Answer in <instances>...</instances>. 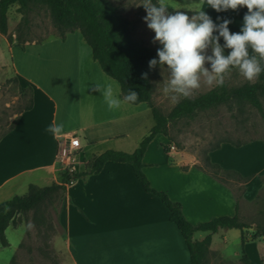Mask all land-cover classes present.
<instances>
[{"label": "crops", "instance_id": "obj_1", "mask_svg": "<svg viewBox=\"0 0 264 264\" xmlns=\"http://www.w3.org/2000/svg\"><path fill=\"white\" fill-rule=\"evenodd\" d=\"M168 3H172L169 11L205 10L215 23L222 22L217 20L218 16L230 19L231 32L240 31L247 11L243 7L239 11L218 13L206 4L201 9L200 0L197 3L168 0ZM8 29L10 33L13 31L10 20ZM15 48L19 49L0 33V77L16 78L23 91L29 88L33 106L16 113L13 128L0 140V212L14 196L26 195L31 186L60 184L63 171L57 163V154L72 135H77L82 151L76 172L85 174L72 184L64 185L59 211L63 231L55 239L59 263L190 264V251L180 229L170 219L169 208L144 189L131 163L107 161L99 173L86 174L95 155L107 150L134 151L138 140L133 146L126 142L131 117L133 113L145 112L147 108L141 105L147 103L123 102L120 84L94 60L91 47L80 30L68 33L64 40L55 37L41 43H26L25 48L20 49L32 59L21 66L15 59ZM95 63L102 72L94 68L96 76H93L90 66ZM39 66H51L46 69L48 72L60 69V76L40 77ZM109 82L114 89L119 85L117 98L122 101L121 107L111 112L103 103L101 92L94 90L97 84ZM159 99L170 111L182 98L174 104L162 101L163 95ZM53 123L64 125L60 139L47 131ZM164 146H168L169 151ZM209 157L211 162L236 170L244 177L253 175L245 184L243 201L250 203L258 199L264 188L263 139H254L241 146L224 142L210 151ZM142 161L152 187L165 191L173 201L181 203L190 223L197 225L216 216L236 213V188L202 170L197 156L174 148L164 134L159 133L152 139ZM19 215L5 231L8 244L3 245L0 240V264H11L21 249L26 227L16 222ZM209 234V231H196L194 239L203 240ZM247 235L251 238L249 233ZM241 236L242 231L237 228H222L213 233L205 264H220L221 261L242 264ZM233 238L240 240V249L232 253ZM256 243L264 251V241L260 237L245 244L246 253L251 264H264V252L254 251Z\"/></svg>", "mask_w": 264, "mask_h": 264}, {"label": "trees", "instance_id": "obj_2", "mask_svg": "<svg viewBox=\"0 0 264 264\" xmlns=\"http://www.w3.org/2000/svg\"><path fill=\"white\" fill-rule=\"evenodd\" d=\"M155 2V0H153ZM18 5V11L22 14L16 30L17 44L15 46L25 48L26 43L33 42L31 38V13L35 10L46 9L58 31V36L63 40L68 33L80 30L83 38L91 47L92 55L101 69L111 78L118 81L121 86V98L128 94L129 88L139 93V98L135 103H147L150 107L154 125L143 137L139 146L133 152L118 150H107L99 155H95L89 165L86 174L99 173L107 161L129 162L132 164L136 176L140 179L144 189L157 197L170 210V219L180 229L185 238L190 251V264H205L207 254L210 251L212 234L220 229L237 228L242 231L241 236V260L243 264H251L245 250V244L249 240H256L263 237L264 241V220L261 223L250 224L244 221L240 215L241 202L244 199L245 184L253 178V175L244 177L240 172L232 169H225L218 163L210 160L209 152L220 147L224 142H230L236 146H241L247 142H231L224 140L210 148L201 158L200 168L210 175L220 179L222 182L239 183L235 190L236 213L233 216H216L212 219L201 222L197 225L190 223L182 211V205L173 201L165 191H160L152 187L149 179L143 171L144 163L142 158L152 141L159 133L164 134L170 139L169 126L172 122L183 118H193L198 112L206 111L219 107L229 102L239 104L249 103L256 107L264 116V107L260 100V91L264 90V83H245L241 86H230L224 82L222 86H213L205 92H201L189 98H182L170 111L164 110L156 101L157 78L155 70H149L148 61L156 57V49L146 47L135 42L131 34V21L121 15L116 6L111 5L108 0H0V33H9L8 20L9 9L12 5ZM180 11V10H177ZM188 14H193L195 10H187ZM10 37V44L13 45L14 39ZM46 39L36 40L41 43ZM228 50H225L227 54ZM159 66H157L158 68ZM148 72V79H142L141 74ZM264 80V71L258 77ZM33 106L32 99L18 113L29 110ZM11 127L0 134V140L13 128ZM169 151L168 146H164ZM85 173H75L73 178L76 180ZM71 177L63 174L61 183L53 182L45 187L31 186L26 195L14 196L4 210L0 212V240L3 245H7L5 231L13 222L18 213L27 212L37 208V206L51 193L58 190L63 192L64 184L69 183ZM259 198V196H258ZM256 226L251 238L247 231ZM196 231H209L210 234L203 240H195ZM17 256L12 258L14 264Z\"/></svg>", "mask_w": 264, "mask_h": 264}, {"label": "rangeland", "instance_id": "obj_3", "mask_svg": "<svg viewBox=\"0 0 264 264\" xmlns=\"http://www.w3.org/2000/svg\"><path fill=\"white\" fill-rule=\"evenodd\" d=\"M197 1L198 0H194V3H197ZM108 2L116 6L119 13L126 16L131 21L130 30L136 43L146 47H159L158 44H153L151 42L154 32L147 27L146 22L143 20V17L146 15L143 5L137 6L143 3V0H108ZM171 4L172 3H170V5ZM177 10L187 11L186 9ZM177 10L172 11L174 12ZM189 15L191 16L192 14ZM21 18L22 14L18 11V5H12L9 9V20L13 26V31L11 33L9 32L6 38L9 42V36L14 39L13 46L17 44L16 30ZM30 33L33 42L43 38L49 40L59 37L58 31L53 25L49 15V11L46 9L35 10V12L31 13ZM20 48L21 47H19V49L15 48L14 53L18 65L21 66L22 63L27 62L28 59L30 60L32 57H30L28 53H22ZM208 51L210 54L211 49L209 48ZM31 52L34 55L35 52ZM95 64H93V67L90 66L93 70V76H96V74H94V68H98L101 71L99 65L97 63ZM44 65L47 66L46 63ZM50 67L44 68L43 66H39L40 70L38 75L40 77L43 75H54L59 77L60 74L58 71H60V69L48 72L47 70H49ZM84 67L86 66L84 65ZM44 70H46V72H43ZM155 75L157 78L156 101L164 110L169 111L160 104L159 99L160 96L163 95L162 101H170L172 104L177 102L171 98V94H167L163 90L166 80H168V71L167 69L161 71L158 67L156 68ZM58 77L54 78L57 79ZM107 78L110 79V77ZM225 81L228 82L230 86H241L245 83L255 82L264 83V80L260 81L258 78L249 82L240 76L235 69L231 70L225 76ZM160 83L163 84L162 87ZM55 85H57V83ZM212 87L213 86L202 83V86L194 90L191 96L208 91ZM259 95L264 107V90L260 91ZM30 99V89L25 88L23 91L20 82L16 78L0 77V134L11 127L16 118V113L27 105ZM131 106L134 107V105ZM141 106L146 107L147 110L145 112H139L138 114L133 113L131 117L130 132L126 140L131 146H133L137 140L139 146L141 140L149 132L154 123L149 107L145 104ZM169 135L174 148L185 149L197 156L201 161V158L210 148L224 140L234 143L247 142L254 139L264 140V116L256 107L249 103L239 104L237 102H229L216 108L198 112L193 118H183L172 122L169 126ZM229 184L232 188L240 186L239 183L235 182H230ZM62 200L63 192L61 190L51 192L37 208L22 212L17 216L16 222L25 225L26 233L14 264H60L55 239L63 231L59 222V211ZM240 215L244 221L250 224L263 222L264 188L257 200L250 203L244 201L241 203ZM255 230L256 229L251 228L247 231L250 237ZM259 238L260 237L257 239ZM231 245L232 253L234 250H239L240 240L238 241L233 238ZM254 251L260 254L264 252L262 246L258 243L254 245ZM220 264L236 263L231 261H225L224 263V261H221Z\"/></svg>", "mask_w": 264, "mask_h": 264}, {"label": "clouds", "instance_id": "obj_4", "mask_svg": "<svg viewBox=\"0 0 264 264\" xmlns=\"http://www.w3.org/2000/svg\"><path fill=\"white\" fill-rule=\"evenodd\" d=\"M205 4L218 13L246 7L240 31H230V19L218 16L222 22L215 23L205 10H197L191 16L185 11H169L168 0H143L137 5H143V20L154 32L151 42L159 45L156 57L148 61L149 70L157 66L161 71L167 69L163 90L174 101L189 98L202 83L222 86L233 69L249 82L264 71V0H200L201 9ZM141 78L148 79V72L142 73ZM94 90L101 92L108 111L121 107L122 101L117 98L119 85L114 89L111 82L97 84ZM138 98L139 93L129 88L123 102L135 103ZM63 127L53 123L47 131L60 139Z\"/></svg>", "mask_w": 264, "mask_h": 264}, {"label": "built area", "instance_id": "obj_5", "mask_svg": "<svg viewBox=\"0 0 264 264\" xmlns=\"http://www.w3.org/2000/svg\"><path fill=\"white\" fill-rule=\"evenodd\" d=\"M68 142L69 145L67 143L60 147L56 160L63 173L71 177L69 183L65 184H72L75 181L73 178L74 174L78 173L76 170L79 163L78 156L82 151V144L77 135H72Z\"/></svg>", "mask_w": 264, "mask_h": 264}, {"label": "water", "instance_id": "obj_6", "mask_svg": "<svg viewBox=\"0 0 264 264\" xmlns=\"http://www.w3.org/2000/svg\"><path fill=\"white\" fill-rule=\"evenodd\" d=\"M254 229H256V226L254 227Z\"/></svg>", "mask_w": 264, "mask_h": 264}]
</instances>
